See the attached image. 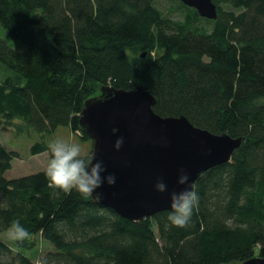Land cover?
I'll return each instance as SVG.
<instances>
[{
    "label": "trees",
    "instance_id": "trees-1",
    "mask_svg": "<svg viewBox=\"0 0 264 264\" xmlns=\"http://www.w3.org/2000/svg\"><path fill=\"white\" fill-rule=\"evenodd\" d=\"M171 1L182 19L156 0H0V25L25 46L17 51L0 38V129L12 120L42 135L68 126L92 144L79 127L85 101L100 88L141 85L156 97L157 114L242 138L229 162L199 174V204L182 228L170 224L169 211L125 219L50 186L46 170L7 179L18 152L0 141V234L16 221L30 233L12 245L0 239V264L264 258V0H213L215 19ZM48 149L35 142L30 152ZM37 239L51 249L34 260L27 251Z\"/></svg>",
    "mask_w": 264,
    "mask_h": 264
},
{
    "label": "water",
    "instance_id": "water-1",
    "mask_svg": "<svg viewBox=\"0 0 264 264\" xmlns=\"http://www.w3.org/2000/svg\"><path fill=\"white\" fill-rule=\"evenodd\" d=\"M179 1L203 18L217 17L213 0ZM155 102L156 97L141 85L130 90L106 87L88 98L80 112V130L92 140L90 156L94 162L103 160L105 175L116 177L114 185L97 190L101 199L90 197L131 221L170 210L168 193L184 187L177 184L179 169L187 171L193 190L199 174L229 162L242 142L241 137L196 127L185 115L161 116L153 110ZM121 136L124 144L116 151L113 145ZM158 178L167 185L164 194L153 190ZM239 264H264V258L254 256Z\"/></svg>",
    "mask_w": 264,
    "mask_h": 264
},
{
    "label": "clouds",
    "instance_id": "clouds-1",
    "mask_svg": "<svg viewBox=\"0 0 264 264\" xmlns=\"http://www.w3.org/2000/svg\"><path fill=\"white\" fill-rule=\"evenodd\" d=\"M124 144V137H119L113 145L114 150L119 151ZM51 157L48 160L45 177L50 186L66 193L73 190L77 193L93 196L99 200L102 193L97 191L104 184L112 186L116 183L113 174H107L103 160H95L93 156L82 154L78 144L64 139H55L48 145ZM189 174L184 169H179L177 184L184 186L179 192L168 193L170 200L167 220L172 226L186 227L199 204V196L192 190L189 183ZM156 193L164 194L167 185L163 179L158 178L153 186ZM95 193V195H94ZM30 236L29 231L18 221L13 222L9 229V237L15 241H24Z\"/></svg>",
    "mask_w": 264,
    "mask_h": 264
},
{
    "label": "rangeland",
    "instance_id": "rangeland-1",
    "mask_svg": "<svg viewBox=\"0 0 264 264\" xmlns=\"http://www.w3.org/2000/svg\"><path fill=\"white\" fill-rule=\"evenodd\" d=\"M158 7L172 19H182V11L178 5L171 0H156ZM38 14V11L35 15ZM0 38L5 40L13 49L23 51L24 44L18 39L11 37L7 31L0 25ZM142 54V53H141ZM64 139L71 143L78 144L81 147L83 155L89 154L91 150V142L83 141L78 134L73 133L68 126H60L54 132L49 134H40L25 126L20 120H12L9 123H3L0 129V141L8 149L18 152V157L12 160L11 168L4 173L7 179L16 178L38 171L46 170L48 160L51 157V151L32 155L30 147L35 142H43L47 146L55 139ZM0 239L12 245V239L9 237V230L0 234ZM37 246L27 255L34 260L42 257L51 246L46 242L37 239ZM256 256V255H255Z\"/></svg>",
    "mask_w": 264,
    "mask_h": 264
}]
</instances>
